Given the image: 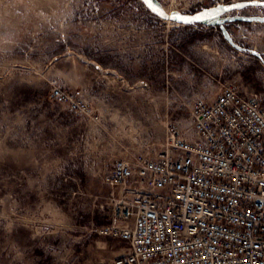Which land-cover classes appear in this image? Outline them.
I'll list each match as a JSON object with an SVG mask.
<instances>
[{"label":"rangeland","instance_id":"374dc122","mask_svg":"<svg viewBox=\"0 0 264 264\" xmlns=\"http://www.w3.org/2000/svg\"><path fill=\"white\" fill-rule=\"evenodd\" d=\"M243 3L196 27L210 38L187 52L196 24L165 17ZM257 4L155 0L158 15L143 0H0V264H114L127 244L92 233L108 223L112 164L158 145L169 122L190 127L193 102L232 82L264 106L263 67L249 63L264 65ZM54 86L91 115L58 105Z\"/></svg>","mask_w":264,"mask_h":264},{"label":"built area","instance_id":"2783aa9c","mask_svg":"<svg viewBox=\"0 0 264 264\" xmlns=\"http://www.w3.org/2000/svg\"><path fill=\"white\" fill-rule=\"evenodd\" d=\"M77 116L86 101L54 86ZM165 140L103 176L111 189L92 233L127 244L114 264H264V106L237 82L211 102L197 98L190 127L166 125Z\"/></svg>","mask_w":264,"mask_h":264},{"label":"trees","instance_id":"16d2710c","mask_svg":"<svg viewBox=\"0 0 264 264\" xmlns=\"http://www.w3.org/2000/svg\"><path fill=\"white\" fill-rule=\"evenodd\" d=\"M196 27H201V24L196 25H188L183 28V31H187L188 35L185 36L184 40H181L180 48L182 51L187 52L188 46L195 43H200L202 41H206L210 38V35L204 34L200 30L196 29ZM173 56V55H172ZM171 56V57H172ZM111 58L102 57L99 59V63L102 65H112Z\"/></svg>","mask_w":264,"mask_h":264},{"label":"snow or ice","instance_id":"6c2138e0","mask_svg":"<svg viewBox=\"0 0 264 264\" xmlns=\"http://www.w3.org/2000/svg\"><path fill=\"white\" fill-rule=\"evenodd\" d=\"M144 4L148 6V8L153 12V13H156L157 12V9L156 7H154V3H155V0H143ZM227 2V0H226ZM244 7V5L242 4H230L228 5V7L224 8H213L211 11H206L200 15H197L196 17H193V19L195 20H211V19H215L216 16L220 13H225V12H228L232 9H236V8H242ZM160 15H163L162 13ZM182 22L183 21V16L180 17Z\"/></svg>","mask_w":264,"mask_h":264},{"label":"crops","instance_id":"0c3cea01","mask_svg":"<svg viewBox=\"0 0 264 264\" xmlns=\"http://www.w3.org/2000/svg\"><path fill=\"white\" fill-rule=\"evenodd\" d=\"M240 25H242L243 27L244 26H250V24H246V23H244V22H241V23H239ZM252 25V24H251ZM240 27V26H239ZM260 29V31L259 32H257L256 33V36H257V40H258V42L259 43H264V28H262V31H261V27L259 28ZM261 53H263V55H264V49H261ZM263 61H264V58H263ZM254 62H257L258 63V67L260 66V65H262V67L264 68V65L261 63V61H259L258 59H256V58H251V62H249L250 64H252V63H254ZM256 64V63H255ZM262 68V71H264V69ZM246 85V84H245ZM246 86H248V87H250L249 85H246ZM246 94H249V93H247V92H245ZM255 93V92H254ZM202 99H204V100H206V101H209V102H211V98H207V97H205V98H202ZM166 131V130H165ZM165 136H166V132H165ZM165 136L162 138V140L160 141V142H157V143H162L164 140H165ZM156 143V142H155ZM153 147H151V146H149V148L151 147V148H153V149H155V146H156V144H154V145H152ZM149 148H146V149H141L137 154H139V153H142V152H145V151H147V150H150ZM136 156H134L133 158H135ZM126 159V158H125Z\"/></svg>","mask_w":264,"mask_h":264},{"label":"water","instance_id":"95a60500","mask_svg":"<svg viewBox=\"0 0 264 264\" xmlns=\"http://www.w3.org/2000/svg\"><path fill=\"white\" fill-rule=\"evenodd\" d=\"M242 5H244V7H248V6H251V5H254L253 3H243ZM259 6H264V4H257ZM234 10V9H232ZM230 10V11H232ZM158 15H160L158 12H156ZM223 13H220L218 14L216 17L222 15ZM197 15L193 16V17H196ZM167 17L168 19H172V20H176L178 23L180 24H183V25H186V24H203L204 22L206 21H209V20H195L193 19V17L189 18V19H183L184 22H182V20H178V19H174V18H171L169 16H165Z\"/></svg>","mask_w":264,"mask_h":264},{"label":"bare ground","instance_id":"6f19581e","mask_svg":"<svg viewBox=\"0 0 264 264\" xmlns=\"http://www.w3.org/2000/svg\"><path fill=\"white\" fill-rule=\"evenodd\" d=\"M215 20H217V19H215Z\"/></svg>","mask_w":264,"mask_h":264}]
</instances>
